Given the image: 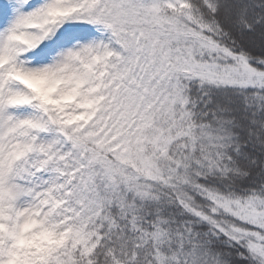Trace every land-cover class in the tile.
Masks as SVG:
<instances>
[{
  "label": "snow or ice",
  "instance_id": "obj_1",
  "mask_svg": "<svg viewBox=\"0 0 264 264\" xmlns=\"http://www.w3.org/2000/svg\"><path fill=\"white\" fill-rule=\"evenodd\" d=\"M0 264H264V0H0Z\"/></svg>",
  "mask_w": 264,
  "mask_h": 264
}]
</instances>
